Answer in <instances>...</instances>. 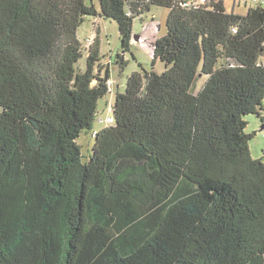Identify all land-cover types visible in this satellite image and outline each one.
Listing matches in <instances>:
<instances>
[{
	"label": "trees",
	"instance_id": "16d2710c",
	"mask_svg": "<svg viewBox=\"0 0 264 264\" xmlns=\"http://www.w3.org/2000/svg\"><path fill=\"white\" fill-rule=\"evenodd\" d=\"M188 1L0 0V264H264V158L246 131L254 114L264 135V5ZM152 6L168 9L152 45L165 69L133 71L94 129L115 90L99 29L85 45L79 27L116 21L124 68Z\"/></svg>",
	"mask_w": 264,
	"mask_h": 264
},
{
	"label": "rangeland",
	"instance_id": "374dc122",
	"mask_svg": "<svg viewBox=\"0 0 264 264\" xmlns=\"http://www.w3.org/2000/svg\"><path fill=\"white\" fill-rule=\"evenodd\" d=\"M98 1V0H96ZM88 3L93 0H87ZM95 2V0H94ZM258 3L264 5V0H224V4L228 11H235L239 14L247 13L249 7H254ZM146 21L142 20L144 16ZM168 15V9L161 6H152L151 10L145 12L139 17H136L133 21V36L135 34L140 35L141 41L133 40L131 50L126 52L127 64L124 68L117 63L118 53H122V44L120 39L119 25L116 21L107 20L100 17L87 16L83 24L79 27L78 37L81 39L83 44H88V39L92 36L93 32H97L101 27L100 31V47L103 62L111 64V77L110 80L112 90H115L113 94H107L102 97L99 101V112L94 122V129H99L105 126L104 119L109 114L108 100L115 101V95L118 90L124 91V85L127 81L128 76L135 70L147 71L155 70L158 73H162L165 69L164 63L157 61L153 64V42L156 37H161L167 32L166 19ZM154 18V19H153ZM153 22V25H149V22ZM146 26V27H145ZM146 28V35L142 39V33ZM148 37V38H147ZM147 39V40H146ZM264 61V57L262 59ZM87 54L84 49V55L78 62V67L81 70L86 69ZM109 64V65H110ZM107 65V64H106ZM207 76H203L197 80L195 85V92L201 89L202 85L206 81ZM118 85L120 87L118 88ZM1 110V108H0ZM264 115V110L262 111ZM248 125L246 128L247 132L258 131V133L250 140V148L253 157L264 158V135L260 131L261 120L254 114L246 117ZM78 143L81 145L83 159L88 160L92 154V148L94 145V137L91 132L84 130L79 138Z\"/></svg>",
	"mask_w": 264,
	"mask_h": 264
},
{
	"label": "built area",
	"instance_id": "2783aa9c",
	"mask_svg": "<svg viewBox=\"0 0 264 264\" xmlns=\"http://www.w3.org/2000/svg\"><path fill=\"white\" fill-rule=\"evenodd\" d=\"M208 0H189L188 2H186L185 4L186 5H188V4H200V3H204V2H207ZM235 31H236V29H234ZM95 37H96V35H95V33H93L92 34V36L88 39V45H91L93 42H94V40H95ZM106 121L107 122H112L113 121V119H112V117L111 116H108V117H106ZM96 133V132H95Z\"/></svg>",
	"mask_w": 264,
	"mask_h": 264
},
{
	"label": "crops",
	"instance_id": "0c3cea01",
	"mask_svg": "<svg viewBox=\"0 0 264 264\" xmlns=\"http://www.w3.org/2000/svg\"><path fill=\"white\" fill-rule=\"evenodd\" d=\"M147 17V15L146 16H144L143 18H142V20H144V21H146V18ZM154 19V18H153ZM149 25H153V22L151 21V22H149L148 23ZM146 27V26H145ZM99 28V34H100V31H101V27H98ZM98 34V35H99ZM145 35H146V28H144V30H143V33H142V39L145 37ZM148 38V37H147ZM99 39H100V36H99ZM133 40H138V41H141V38H140V35H137V34H135L134 35V39ZM147 40V39H146ZM120 87V85H118V88ZM119 91V90H118Z\"/></svg>",
	"mask_w": 264,
	"mask_h": 264
}]
</instances>
